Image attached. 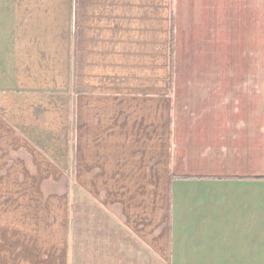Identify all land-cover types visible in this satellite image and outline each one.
<instances>
[{
  "label": "crops",
  "instance_id": "crops-1",
  "mask_svg": "<svg viewBox=\"0 0 264 264\" xmlns=\"http://www.w3.org/2000/svg\"><path fill=\"white\" fill-rule=\"evenodd\" d=\"M0 264H264V0H0Z\"/></svg>",
  "mask_w": 264,
  "mask_h": 264
}]
</instances>
